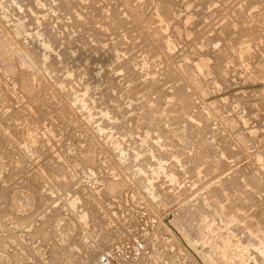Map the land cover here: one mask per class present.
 Instances as JSON below:
<instances>
[{
    "label": "rangeland",
    "instance_id": "obj_1",
    "mask_svg": "<svg viewBox=\"0 0 264 264\" xmlns=\"http://www.w3.org/2000/svg\"><path fill=\"white\" fill-rule=\"evenodd\" d=\"M0 48V264H264V0H0Z\"/></svg>",
    "mask_w": 264,
    "mask_h": 264
},
{
    "label": "bare ground",
    "instance_id": "obj_2",
    "mask_svg": "<svg viewBox=\"0 0 264 264\" xmlns=\"http://www.w3.org/2000/svg\"><path fill=\"white\" fill-rule=\"evenodd\" d=\"M19 27H20V26H19ZM14 33H15V32H14ZM13 35H14V34H13ZM4 38H6V37H4ZM7 40H8V38H7ZM4 43H5V42H4ZM4 46H5V44H4ZM3 48H4V47H3ZM1 49H2V48H0V51H1ZM45 49H46V48H45ZM5 51H6V50H5ZM8 57H9V56H8ZM17 62H18V61H17ZM12 64H13V63H12ZM15 65H16V64H15ZM18 65H19V64H18ZM4 66H5V65H4ZM3 68H4V67H3ZM4 70H5V69H4ZM142 76H143V75H142ZM71 101H72V100H71ZM69 102H70V101H69ZM69 102H68V104H70ZM70 107H71V106H70ZM81 213H82V212H81ZM81 213H80V214H81ZM78 215H79V214H78ZM84 215H85V214H84ZM84 215H83V217H85ZM79 216H80V215H79ZM81 217H82V216H81ZM82 219H83V218H82ZM83 223H84V222H83ZM85 223H86V222H85ZM252 231H253V230H252ZM255 247H256V246H255ZM258 247H259V246H258ZM258 250H259V249H258ZM255 251H256V250H255ZM256 254H257V253H256ZM221 256H222V255H221ZM226 256H227V254H226ZM259 257H260V256H259ZM207 261H208V260H207ZM206 263H207V262H206Z\"/></svg>",
    "mask_w": 264,
    "mask_h": 264
}]
</instances>
